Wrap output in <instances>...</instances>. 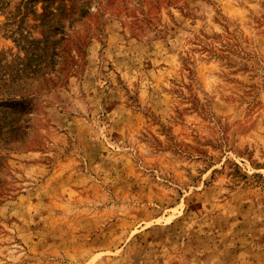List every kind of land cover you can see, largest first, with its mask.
Returning <instances> with one entry per match:
<instances>
[{
	"label": "rangeland",
	"instance_id": "374dc122",
	"mask_svg": "<svg viewBox=\"0 0 264 264\" xmlns=\"http://www.w3.org/2000/svg\"><path fill=\"white\" fill-rule=\"evenodd\" d=\"M0 264H264V0H0Z\"/></svg>",
	"mask_w": 264,
	"mask_h": 264
}]
</instances>
